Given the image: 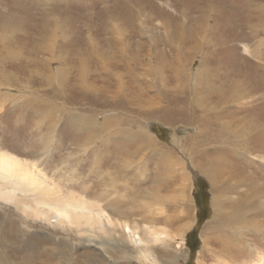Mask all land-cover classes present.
I'll use <instances>...</instances> for the list:
<instances>
[{"label":"rangeland","instance_id":"374dc122","mask_svg":"<svg viewBox=\"0 0 264 264\" xmlns=\"http://www.w3.org/2000/svg\"><path fill=\"white\" fill-rule=\"evenodd\" d=\"M0 151L114 219L124 212L142 235L153 212L186 228L158 244L159 264L175 251L181 264H253L264 255V0H0ZM114 183L128 196L109 194ZM140 203L149 212L132 213ZM15 213L0 210L16 261L52 244L48 233L67 238Z\"/></svg>","mask_w":264,"mask_h":264},{"label":"bare ground","instance_id":"6f19581e","mask_svg":"<svg viewBox=\"0 0 264 264\" xmlns=\"http://www.w3.org/2000/svg\"><path fill=\"white\" fill-rule=\"evenodd\" d=\"M87 135L90 136V134ZM92 139V137L87 138L88 141ZM150 141L156 144L152 138ZM147 142L148 139L144 141V143ZM136 151L138 152V149ZM167 157L164 161L167 164H171L172 162L175 164L174 161L178 162L175 159L176 156H170L168 159ZM128 160H125L126 162H123L124 164L122 163L121 169L123 174L126 173L123 172V169L125 167L127 168L125 164ZM101 162L98 161L95 164L99 169L102 167ZM102 165L104 166V162ZM212 167L214 168L213 165ZM119 171L120 169H118ZM113 173L116 174L115 178L117 180L122 177V173L117 174V171ZM216 173L218 175V172ZM41 174L45 175V172L40 165L24 163L17 157L0 151V210L8 209L11 206L15 210V214L24 217L27 227H31L32 224H37L38 222L44 223L46 224V228H60L62 230L61 232L67 235V238L63 240L57 233H48L49 238L52 239V244L47 243V245L49 244L48 246H41L40 244L41 251H38L40 249L38 245L32 244L34 251L31 249L33 252L32 254L29 252L31 254L30 257L23 256L19 261H16V258L11 252L13 245L7 241L8 238L12 239L10 234L13 231L8 225L4 226L0 221V264H117L118 261L122 260L130 261L134 256H136L138 264H140L139 262L143 264H159L161 258L159 256L158 244L166 240L176 242L178 237L182 240L185 237L184 230L186 228L183 226L180 227L179 232H172L166 226H160L161 223H169V221L164 218L162 219L158 215L160 214L159 212L149 214L151 215V219H146L148 222L144 224L142 235L139 233L142 230H140L137 223H134V225L131 224L128 217L124 215V212L120 214L119 218L114 219L100 201H90L87 197L81 194L78 195L76 191L64 193L56 183H52L51 185L48 181L42 179ZM99 177L104 178L102 174ZM116 183L119 182L117 181ZM116 183L112 184V191L109 194L116 192L118 194L117 199L115 198L116 200L124 199V197L128 196V189L130 187L123 189L124 185L121 188ZM95 188L96 186L92 185V189H90L94 190ZM134 189L136 190V188ZM135 190L132 191L135 192ZM122 191H124L123 194ZM141 204H137L132 213L149 212L148 205L146 203ZM177 220L175 219L173 222H177ZM221 222V226L224 227V221ZM229 223L232 222L229 221ZM22 234L24 235L23 237H26L25 230L21 232ZM21 239L18 240L20 241ZM78 244H84L85 247L80 251ZM169 245L171 246L172 243H169ZM17 247L16 249H19ZM173 254V258L169 259L170 264H181L180 255L176 251ZM225 263L229 264L228 262ZM253 264H264V255L259 256Z\"/></svg>","mask_w":264,"mask_h":264},{"label":"trees","instance_id":"16d2710c","mask_svg":"<svg viewBox=\"0 0 264 264\" xmlns=\"http://www.w3.org/2000/svg\"><path fill=\"white\" fill-rule=\"evenodd\" d=\"M157 133L159 134L160 138H163V135H164V131H163V130L158 129V130H157ZM201 181H202V183H203V188H204V187H205V186H204V181H203V180H201ZM205 198H206V196H205ZM202 200H203V201H202ZM202 200H201V197H200L199 195L196 196L197 207H199L200 211H202V210H201V207H203L204 196L202 197ZM206 201H207V198H206ZM203 219H205L204 216H203L201 219L198 220V225H200V224L203 222ZM193 234H194V233H191L189 236H192ZM186 241H187V240H186ZM187 244H188V247L190 248V250H192V252H195V251L197 250V248H198V244L195 245L194 243L189 242V241H188Z\"/></svg>","mask_w":264,"mask_h":264}]
</instances>
